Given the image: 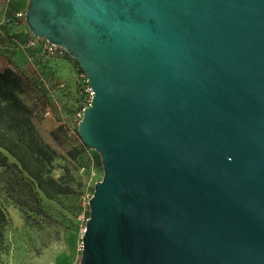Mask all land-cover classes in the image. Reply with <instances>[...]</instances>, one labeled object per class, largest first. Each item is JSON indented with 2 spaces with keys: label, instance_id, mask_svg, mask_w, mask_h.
<instances>
[{
  "label": "water",
  "instance_id": "water-1",
  "mask_svg": "<svg viewBox=\"0 0 264 264\" xmlns=\"http://www.w3.org/2000/svg\"><path fill=\"white\" fill-rule=\"evenodd\" d=\"M93 90L80 264H264V0H29Z\"/></svg>",
  "mask_w": 264,
  "mask_h": 264
},
{
  "label": "rangeland",
  "instance_id": "rangeland-1",
  "mask_svg": "<svg viewBox=\"0 0 264 264\" xmlns=\"http://www.w3.org/2000/svg\"><path fill=\"white\" fill-rule=\"evenodd\" d=\"M17 5L15 0H0V32L8 39L6 46H0V55L7 57L12 64L9 68L18 72L24 93L20 88L18 92L37 113L35 129L41 143L53 154L54 176L64 178L73 193L58 200L47 199L38 190L29 194L28 188H15L12 175L0 167V207L8 219L0 237V264H80L84 226L78 216L84 210L83 197L94 193L95 182L103 178L101 156L79 137L76 114L81 104L70 97L71 93L65 95V91L69 94L68 85L53 75L58 68L52 60L59 58L41 57L31 64L24 60L22 46L32 34L17 19V13L25 12ZM47 107L52 111L44 118L42 112ZM44 121L47 124H42ZM16 177L24 184L19 173Z\"/></svg>",
  "mask_w": 264,
  "mask_h": 264
},
{
  "label": "trees",
  "instance_id": "trees-1",
  "mask_svg": "<svg viewBox=\"0 0 264 264\" xmlns=\"http://www.w3.org/2000/svg\"><path fill=\"white\" fill-rule=\"evenodd\" d=\"M0 37V46H6L8 39H4L1 32ZM78 68L82 71L80 66ZM19 79L15 69L0 72V167L12 175L15 188H28L29 194L38 190L47 199L58 200L62 195L72 194L73 190L64 178H56L53 174V154L39 140L34 125L35 113L18 92ZM20 89L24 93V87ZM17 173L24 184H20ZM7 223V216L0 207V237Z\"/></svg>",
  "mask_w": 264,
  "mask_h": 264
},
{
  "label": "built area",
  "instance_id": "built-area-1",
  "mask_svg": "<svg viewBox=\"0 0 264 264\" xmlns=\"http://www.w3.org/2000/svg\"><path fill=\"white\" fill-rule=\"evenodd\" d=\"M10 2H11V0H8V3H10ZM8 8H10V7H8ZM25 14H26V12H19L16 14L17 19L21 20L22 25H24V26H26V22L25 23L23 22V21H25ZM22 55L29 64H31L36 59L40 60L41 57L42 58L69 59V57H68L69 55L67 54L65 49L58 47L56 45H53L46 40L36 39L33 36L22 46ZM43 85H44V82H43ZM59 87L64 88V84H60ZM93 94H94L93 90L88 83V80H87L85 73L80 71L78 97H79V103L81 104V106L79 108V111L76 114L78 120L82 119L84 108L91 106ZM61 108H62V106L59 105L58 110H60ZM51 111H52V108H50V107L45 108V110L42 112L44 118L49 117L51 114ZM35 115H37V113H35ZM82 171H86V170L84 168H82ZM93 175H95V174H93ZM93 177H95V176H93ZM92 196H93V193L87 194L82 199L84 210L78 216V221L81 224H83V226H84V228L82 229V233H84V231H85L86 223H87L89 216H90V213H89L90 205H89V203H90V199L92 198Z\"/></svg>",
  "mask_w": 264,
  "mask_h": 264
},
{
  "label": "crops",
  "instance_id": "crops-1",
  "mask_svg": "<svg viewBox=\"0 0 264 264\" xmlns=\"http://www.w3.org/2000/svg\"><path fill=\"white\" fill-rule=\"evenodd\" d=\"M17 2V8H19V11H25L29 5V0H15ZM22 27V26H21ZM31 35V34H30ZM29 35V36H30ZM3 53H6L7 49ZM8 54V53H7ZM53 64H57V71L53 70V75L56 77V80H62L63 82L66 83L67 86V91H65V95H70L71 93V98H75V100L78 99L79 102V97H78V88H79V66L76 64L75 61L71 59H57V60H52ZM14 63V62H13ZM15 62L14 64H16ZM11 62L7 57L4 55H0V72H3L5 69L11 67L10 66ZM52 64V65H53ZM12 65V64H11ZM57 97V96H56ZM68 100V97H67ZM41 123V122H40ZM42 124H47L46 121L42 122ZM51 124V123H49ZM52 125V124H51Z\"/></svg>",
  "mask_w": 264,
  "mask_h": 264
}]
</instances>
